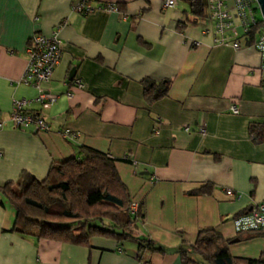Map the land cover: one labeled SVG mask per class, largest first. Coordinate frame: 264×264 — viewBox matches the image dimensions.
I'll list each match as a JSON object with an SVG mask.
<instances>
[{
    "label": "crops",
    "instance_id": "1",
    "mask_svg": "<svg viewBox=\"0 0 264 264\" xmlns=\"http://www.w3.org/2000/svg\"><path fill=\"white\" fill-rule=\"evenodd\" d=\"M78 1L0 0V184L17 182L23 172L44 179L53 162L77 156L82 146L108 153L133 201L144 204L139 234L167 252H139L133 241L105 236L86 246L19 233L16 208L0 190V264H185L176 249L194 244L201 228L217 226L235 239L237 212L264 205L261 53L247 41L239 49L215 44L202 33L206 6L205 16L196 17L190 0L172 7L166 0H96L95 6L116 3L120 11L87 15L73 9ZM57 26L63 54L43 86L58 98L44 107L38 89L23 80L27 49L35 33ZM145 77L168 81V94L148 103ZM75 78L85 88L74 86ZM22 99L51 123L50 131L14 125L11 112ZM252 123L263 125L260 142ZM65 128L78 136L65 138ZM207 182L214 184L211 194L189 193ZM243 241L247 248L231 242L233 255L264 252V237Z\"/></svg>",
    "mask_w": 264,
    "mask_h": 264
},
{
    "label": "trees",
    "instance_id": "2",
    "mask_svg": "<svg viewBox=\"0 0 264 264\" xmlns=\"http://www.w3.org/2000/svg\"><path fill=\"white\" fill-rule=\"evenodd\" d=\"M190 3L196 17L205 16L204 0H190ZM141 82L148 103L168 94V81L157 83L145 77ZM250 130L254 140L260 142L263 125L252 123ZM116 161L108 153L82 146L77 156L53 162L44 179L23 172L17 182L0 184V190L17 211L13 229L86 246H91L94 236H105L119 243L133 241L139 252L147 249L167 252L153 239L139 234L138 225L145 216L144 204L139 203L136 210L131 208L134 201ZM213 189L214 184L207 182L189 193L211 194ZM253 206L242 209L236 216L249 212ZM254 237H264V229L238 232L236 238ZM232 240L226 239L217 226L204 227L194 244H181L176 252L185 264H200V259L207 264H264V252L258 258L233 255L229 247Z\"/></svg>",
    "mask_w": 264,
    "mask_h": 264
},
{
    "label": "built area",
    "instance_id": "3",
    "mask_svg": "<svg viewBox=\"0 0 264 264\" xmlns=\"http://www.w3.org/2000/svg\"><path fill=\"white\" fill-rule=\"evenodd\" d=\"M96 0H79L73 5V9L82 14H89L96 9L107 11H119L116 3L95 6ZM175 0H166L165 7L175 6ZM206 26L203 28L204 35L211 34L215 44L231 45L239 49L242 43L247 41L255 46L263 58L264 68V18L260 11L257 0H206ZM199 44V41H195ZM29 62L24 74V81L33 84L38 89L36 100L44 107L51 106L58 98L57 95L47 90L43 84L52 78L56 66L60 63L63 54V41L60 36V27L57 26L51 33H35L27 49ZM74 86L85 88V83L80 78L74 79ZM69 96L73 95L68 91ZM28 100H16L11 112V120L14 125L22 130L50 131L51 123L42 115L27 110ZM234 113L239 112L237 104L231 107ZM4 122L0 120V128ZM189 130V126L185 127ZM202 133H205L203 127ZM67 139L74 140L78 132L65 128L62 132ZM229 196H236L233 189L227 188ZM137 202L131 203V208L136 210ZM234 225L237 232L264 229V205H254L249 212L236 216Z\"/></svg>",
    "mask_w": 264,
    "mask_h": 264
},
{
    "label": "water",
    "instance_id": "4",
    "mask_svg": "<svg viewBox=\"0 0 264 264\" xmlns=\"http://www.w3.org/2000/svg\"><path fill=\"white\" fill-rule=\"evenodd\" d=\"M258 1V4H259V7H260V11L262 13V16L264 18V0H257ZM75 76V69H73L71 72H70V78L72 79L73 77ZM240 239L239 238H235L232 240V242H236V241H239Z\"/></svg>",
    "mask_w": 264,
    "mask_h": 264
},
{
    "label": "rangeland",
    "instance_id": "5",
    "mask_svg": "<svg viewBox=\"0 0 264 264\" xmlns=\"http://www.w3.org/2000/svg\"><path fill=\"white\" fill-rule=\"evenodd\" d=\"M243 242H246V241H241V240H239V241H236V242H232L233 243V245H235V246H239V248H247V246H249V243H243ZM231 243V244H232ZM130 245V244H132V243H127V245Z\"/></svg>",
    "mask_w": 264,
    "mask_h": 264
}]
</instances>
